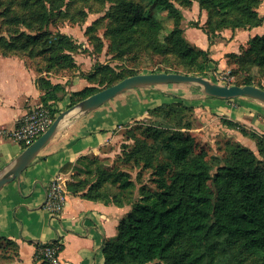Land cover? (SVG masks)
Wrapping results in <instances>:
<instances>
[{"label": "trees", "instance_id": "16d2710c", "mask_svg": "<svg viewBox=\"0 0 264 264\" xmlns=\"http://www.w3.org/2000/svg\"><path fill=\"white\" fill-rule=\"evenodd\" d=\"M21 1V7L34 13L37 1ZM109 1L116 4L108 15L112 23L107 32L112 53L124 55L141 47L152 56L178 62L166 61L164 69L158 67L152 72L204 75L211 62L218 64L210 50L193 45L186 36L183 9H191L194 1L200 11L208 12L207 19L203 24L195 21L188 26L201 29L211 44L225 30H251L264 24V15L258 10L262 0H153L173 20L172 30L161 42L163 25L147 15L140 0ZM36 9L42 11L45 24L30 32L22 31L21 39L1 35L0 55H26L47 63L45 69L38 65L36 70L43 74L38 78L41 102L54 115L60 113L53 109L54 105L68 94L67 108L126 77L140 74L118 73L115 67L105 64L82 75L88 86L68 93L65 84L53 83L48 74L58 64L75 65L70 55L74 44L64 35L49 40L51 31L47 26L52 13L38 6ZM18 17L7 21L12 28L22 23ZM226 58L229 65L236 60L241 65L258 66L264 72V35L250 38L240 52L229 53ZM232 84L264 89V84L255 82L249 74ZM191 110L182 101L150 109V117H163L166 123L136 127L141 130V137L130 132L134 144L123 143L122 163L152 171L153 186L141 185L137 195V184L122 165L108 168L99 157L84 155L75 164L63 167L64 172H74L67 183L70 193L131 207L119 223L118 235L104 240L105 264H247L248 258L264 264V135L223 117L224 125L255 141L257 152L228 139L224 155H209L204 148L198 150L192 134L193 116L187 118ZM17 250L15 241L0 237V257L13 259ZM37 260L51 264L42 255Z\"/></svg>", "mask_w": 264, "mask_h": 264}, {"label": "crops", "instance_id": "0c3cea01", "mask_svg": "<svg viewBox=\"0 0 264 264\" xmlns=\"http://www.w3.org/2000/svg\"><path fill=\"white\" fill-rule=\"evenodd\" d=\"M188 12L201 13L197 1L193 2L191 9H183L184 15L188 16ZM205 21L206 18L202 24ZM263 25L236 32L225 30L214 44L201 29L188 25L186 36L191 28L188 40L210 50L211 57L218 61L217 65L211 62L210 67L225 69L230 67L226 55L240 52L241 46H245L255 34L264 35L261 34ZM39 77L25 59L0 55V169L24 149L8 134L32 109L43 104ZM50 79L53 83L65 84L68 93L89 85L83 77H76L72 82ZM192 86L197 85L170 84L131 89L87 114L67 118L20 178L0 191V237L18 244L17 255L0 261V264H39L41 262L36 258L38 245L55 240H60L63 246L58 256L59 264H105L104 240L118 235L119 223L131 207L105 204L101 200L70 193L67 183L74 172H64L63 167L68 163L75 164L84 155L113 156L123 137V129L146 117L150 109L184 99L195 106L194 118L201 124L194 130L238 141L251 150L256 148L253 139L254 142L239 130L224 125L222 118L240 122L247 129L264 135V119L256 117L257 113L264 114V108L257 101L247 97L228 100L211 97L200 87ZM68 103L69 94L54 107L61 112ZM58 178L62 179L67 191V204L61 214L53 218L45 203L51 183Z\"/></svg>", "mask_w": 264, "mask_h": 264}, {"label": "rangeland", "instance_id": "374dc122", "mask_svg": "<svg viewBox=\"0 0 264 264\" xmlns=\"http://www.w3.org/2000/svg\"><path fill=\"white\" fill-rule=\"evenodd\" d=\"M21 1V0H20ZM37 1L34 8V13H30V10L21 7L19 0H0V36L5 35L8 38L21 39V32H30L42 27L46 20L41 16L42 11H38L37 6L45 8L48 13H52L50 18L48 29L51 31V38L53 39L57 35H64L70 38L74 44L73 52L70 54L73 59V64L69 65L61 63L58 64L56 69L52 73L48 74L58 81H73L76 77H81L83 74L92 73L102 65L109 64L115 67V71L118 73L128 74L130 72L148 73L156 70L158 67L164 69L166 67L165 62L170 61L172 63H178L175 59H166L164 56H152L141 47H134L128 53L120 55L119 53H112L109 49L110 38L107 34L109 27L111 26V20L108 15L111 9L116 5L109 0H34ZM138 1V0H137ZM22 2V1H21ZM140 3L144 5L148 16H154L163 25L162 32L159 36L160 41L164 42L165 37L170 33L173 28V20L168 16V12L163 7H158L154 4L153 0H140ZM179 5V2H177ZM25 6V5H24ZM259 12L264 15V0L259 5ZM9 14H6V12ZM201 13L185 15V25L192 26V22L198 21L202 23L204 18L207 19V11L203 10ZM13 16L18 17L22 22L18 26L13 28L8 24V20ZM92 27V28H91ZM264 28V25H263ZM191 28H188L187 37L191 36L189 32ZM264 30V29H263ZM264 34V31H261ZM13 34V36H12ZM259 34V33H258ZM256 35V34H255ZM240 39V38H239ZM48 40V41H49ZM240 40H243L242 38ZM101 46V47H100ZM68 53V52H67ZM22 59H25L28 66L36 70L37 66L41 69H45L47 63L42 59H30L26 55H20ZM75 61V62H74ZM164 61V63H162ZM165 66V67H164ZM179 68V67H177ZM38 75H43L38 72ZM247 74L255 80L264 84V72L260 67L253 65H241L236 60L230 62L229 68H219L218 66H212L203 76L211 79L212 81L221 84H231L237 80L245 77ZM219 76V77H218ZM241 77V78H240ZM85 80V79H84ZM68 83V82H67ZM170 85V84H169ZM195 85V84H188ZM198 87V86H192ZM184 100V99H183ZM182 100L187 107H192L193 104ZM175 103L177 101H174ZM172 103V102H167ZM195 103V101H194ZM259 103V102H258ZM264 108V104L259 103ZM237 106H239L237 104ZM67 108V106H66ZM65 108V109H66ZM64 110V109H63ZM188 112L187 118L193 116L194 127L192 134L196 137L198 143V150L201 148L206 149L209 155H224L225 142L228 140L226 137L215 136L210 134L209 136L203 130H194L200 128L201 124L194 118V111ZM59 113H57L58 115ZM264 119V114H256ZM157 123H166L163 117H150L149 114L144 118H139L134 122L128 124L122 131V139L119 143L117 153L113 156H100L90 154V157L97 156L100 158L101 163L108 168H113L116 165H122V169L129 171L132 178L137 184L135 194H138V190L141 185L153 186L151 181L152 171L148 169H142L141 167L134 166L133 164H124L121 162L123 155V143L130 146L134 144V140L129 137L130 132H133L136 136L141 137V130L136 127H147L149 125H157ZM249 130V129H248ZM185 132V129L182 130ZM251 131V130H250ZM205 132V133H203ZM232 140V139H229ZM252 142H254L251 139ZM255 144V143H254ZM248 147V146H246ZM256 147V144H255ZM249 148V147H248ZM257 152V148L253 149ZM13 255V251L11 252ZM39 257V254L37 255ZM36 257V258H37ZM0 261L4 262V259L0 257ZM41 262V261H40ZM40 264V263H39ZM247 264H259L252 258L247 259Z\"/></svg>", "mask_w": 264, "mask_h": 264}, {"label": "water", "instance_id": "95a60500", "mask_svg": "<svg viewBox=\"0 0 264 264\" xmlns=\"http://www.w3.org/2000/svg\"><path fill=\"white\" fill-rule=\"evenodd\" d=\"M169 84H195L206 95L211 97L226 100L247 97L264 104V89L256 85L221 84L203 75L177 72H148L129 76L61 111L51 126L39 138L0 169V191L6 185L20 178L21 174L32 164L67 118L87 114L125 91L140 87Z\"/></svg>", "mask_w": 264, "mask_h": 264}, {"label": "built area", "instance_id": "2783aa9c", "mask_svg": "<svg viewBox=\"0 0 264 264\" xmlns=\"http://www.w3.org/2000/svg\"><path fill=\"white\" fill-rule=\"evenodd\" d=\"M219 77V76H218ZM55 109V107H53ZM57 114L44 104H40L32 109L21 121L19 126L8 134L9 138L17 141L22 146H29L39 138L53 123ZM1 133V131H0ZM67 204V191L58 178L53 181L47 192L45 206L53 218H57ZM62 242L60 240L44 243L39 248V255L46 257L51 264H59L58 256L62 251Z\"/></svg>", "mask_w": 264, "mask_h": 264}]
</instances>
